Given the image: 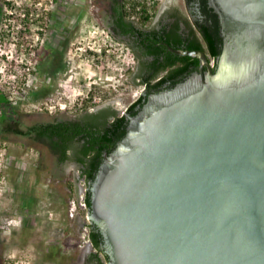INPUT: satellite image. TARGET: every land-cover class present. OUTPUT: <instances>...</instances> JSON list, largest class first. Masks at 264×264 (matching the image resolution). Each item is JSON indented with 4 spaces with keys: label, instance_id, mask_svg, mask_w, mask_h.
Returning a JSON list of instances; mask_svg holds the SVG:
<instances>
[{
    "label": "water",
    "instance_id": "obj_1",
    "mask_svg": "<svg viewBox=\"0 0 264 264\" xmlns=\"http://www.w3.org/2000/svg\"><path fill=\"white\" fill-rule=\"evenodd\" d=\"M209 1L217 70L170 47L200 72L149 95L91 183L107 264H264V0Z\"/></svg>",
    "mask_w": 264,
    "mask_h": 264
},
{
    "label": "rangeland",
    "instance_id": "obj_2",
    "mask_svg": "<svg viewBox=\"0 0 264 264\" xmlns=\"http://www.w3.org/2000/svg\"><path fill=\"white\" fill-rule=\"evenodd\" d=\"M103 1L0 0V89L20 129L97 104L123 112L144 90L132 50L103 20ZM1 113L0 264H77L87 222L78 165L7 129Z\"/></svg>",
    "mask_w": 264,
    "mask_h": 264
},
{
    "label": "trees",
    "instance_id": "obj_3",
    "mask_svg": "<svg viewBox=\"0 0 264 264\" xmlns=\"http://www.w3.org/2000/svg\"><path fill=\"white\" fill-rule=\"evenodd\" d=\"M200 2L201 12L207 18L198 16L195 28L183 32L178 26L151 25L159 0H122L115 6V19L120 32L134 38V43L126 45L132 50L136 61H139L135 72L136 82L147 90L131 101L123 112L110 104L99 107L97 104L92 109L86 107L73 118H58L22 130L14 120V106L0 89L1 118L7 121V129L32 135L45 144L61 163L72 160L79 164L80 177H84L87 184L85 201L88 211L91 212V183L104 160L105 152L111 153L126 135L130 117L140 111L150 94L173 88L199 67L200 58L179 54L170 47L203 50L209 60L214 61L213 70H217L224 36L218 15L212 13L208 0ZM110 34L123 42L116 34ZM165 84L168 86L165 87ZM89 227V238L96 249L89 264H107L109 256L103 250V234L92 220L89 221Z\"/></svg>",
    "mask_w": 264,
    "mask_h": 264
},
{
    "label": "flooded vegetation",
    "instance_id": "obj_4",
    "mask_svg": "<svg viewBox=\"0 0 264 264\" xmlns=\"http://www.w3.org/2000/svg\"><path fill=\"white\" fill-rule=\"evenodd\" d=\"M122 0H104L103 2V20L109 30L112 34H116V36L122 40L124 43H134V38L125 33L120 32L119 26L116 24V19H115V6H118ZM182 1V4L180 3ZM201 2L200 0H191L189 2L188 0H170L168 2H165L163 5L159 6V11L156 13L155 18L151 22V25L158 26L160 24H167L168 26H178L180 27V30L183 32L184 30H190L192 28H195V21L198 16L201 18L206 17L201 12ZM208 5L210 8H212V13L215 12L214 8L210 5V1L208 0ZM160 13V14H159ZM216 13V12H215ZM100 13H98L99 16ZM159 14V17H158ZM219 18V17H218ZM119 29V30H118ZM222 29V27H221ZM223 34V33H222ZM224 46L226 45L225 37H224ZM174 48V47H173ZM178 49V48H176ZM185 50V49H184ZM214 65V63H213ZM212 65V67H213ZM139 67V61L137 60V69ZM206 70V67H204ZM194 72H200V64L199 67L196 70H192V72L188 75H192ZM187 77V76H186ZM187 77V78H188ZM168 84H165V87H167ZM166 90V89H165ZM146 88L144 87V90L142 93H146ZM99 105H104V104H98ZM106 105V104H105ZM109 105V104H107ZM72 163H76L75 161L72 160H67ZM65 161V162H67ZM79 167V164L76 163ZM79 178H82L79 176ZM83 224H81L80 228L82 229ZM81 229H79L81 231ZM81 237L84 238L83 234H81ZM91 242H87L86 239L84 238L81 244V252L78 257L77 264H89L90 258L93 255V253L96 251L94 249V246L91 245Z\"/></svg>",
    "mask_w": 264,
    "mask_h": 264
},
{
    "label": "built area",
    "instance_id": "obj_5",
    "mask_svg": "<svg viewBox=\"0 0 264 264\" xmlns=\"http://www.w3.org/2000/svg\"><path fill=\"white\" fill-rule=\"evenodd\" d=\"M211 61H212V60H211ZM82 181L86 183V180H85L84 177L82 178ZM86 190H87V187H84L83 195H82V197H81V205H82L83 208H85V210H86V212H87V213H86V214H87V222H86L85 224H83L82 234H83V236H84V238L86 239L87 242H91V240H90V238H89V231H90V227H89V221H90V219H89V217H88L89 211H88V209H87V204H86V201H85ZM84 238H83V239H84ZM91 245H93V244L91 243ZM94 249H95V248H94ZM95 250H96V249H95Z\"/></svg>",
    "mask_w": 264,
    "mask_h": 264
}]
</instances>
